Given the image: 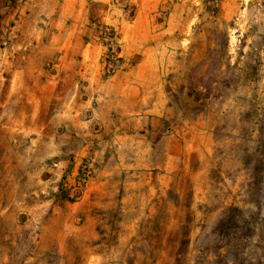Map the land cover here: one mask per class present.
Segmentation results:
<instances>
[{
    "label": "rangeland",
    "instance_id": "1",
    "mask_svg": "<svg viewBox=\"0 0 264 264\" xmlns=\"http://www.w3.org/2000/svg\"><path fill=\"white\" fill-rule=\"evenodd\" d=\"M8 1L13 14L0 35L9 37L22 17L50 19L43 9L20 14L25 0ZM180 1L173 15L187 24L171 28L169 49L191 54V76L220 115L216 161L192 159L198 178L174 180L151 203L126 201L120 187L84 199L78 174L92 157L71 185L72 168L60 172L56 155L46 159L54 150L39 138L40 123L27 117L36 131L16 132L23 124L14 115L30 108L7 102V81L0 82V264H264V0ZM131 5V14L123 7L126 21L135 17ZM162 12L170 17V9ZM93 20L101 41L102 24ZM113 27L121 54V26Z\"/></svg>",
    "mask_w": 264,
    "mask_h": 264
},
{
    "label": "crops",
    "instance_id": "2",
    "mask_svg": "<svg viewBox=\"0 0 264 264\" xmlns=\"http://www.w3.org/2000/svg\"><path fill=\"white\" fill-rule=\"evenodd\" d=\"M129 2L136 10L131 21L122 17L124 0H25L20 14L43 9L50 19L22 17L9 37L0 35L10 40V47L0 48V82L7 81V102L30 108L14 115L12 121L23 124L16 132L25 137L36 131L25 124L27 117L40 123L39 138L54 150L46 159L56 155L53 166L60 172L72 168L71 185L82 160L92 157L84 199H103L120 187L126 201L151 203L174 180L198 178L192 159L216 161L220 115L208 110L200 94L206 88L191 76V54L169 49L171 28L187 24L173 15L181 1ZM9 3L0 0L2 32L13 14ZM165 9L170 17L161 19ZM94 17L121 26L122 64L113 76L105 74Z\"/></svg>",
    "mask_w": 264,
    "mask_h": 264
},
{
    "label": "built area",
    "instance_id": "3",
    "mask_svg": "<svg viewBox=\"0 0 264 264\" xmlns=\"http://www.w3.org/2000/svg\"><path fill=\"white\" fill-rule=\"evenodd\" d=\"M124 9H127V12L131 14L133 12V7L129 0H124ZM100 29V39L101 43L105 48L103 54V61L105 64V73L111 75L116 73L122 64V56L120 54V34L117 29L113 26L101 25ZM94 171V165L92 161H84L80 166V172L78 174V189H81L82 186L87 182L90 176H92Z\"/></svg>",
    "mask_w": 264,
    "mask_h": 264
}]
</instances>
